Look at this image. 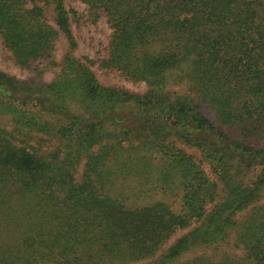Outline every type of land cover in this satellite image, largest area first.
Returning <instances> with one entry per match:
<instances>
[{"label":"trees","instance_id":"obj_1","mask_svg":"<svg viewBox=\"0 0 264 264\" xmlns=\"http://www.w3.org/2000/svg\"><path fill=\"white\" fill-rule=\"evenodd\" d=\"M80 1L96 17L103 13L113 30L104 66L149 90L142 95L105 86L91 65L71 56L50 83L0 70V114L14 121L12 131L0 129V264L126 261L148 250L128 239L131 221L156 216L161 235L191 220L201 224L150 264H173L193 249L227 241L233 228L245 257L202 256L186 264H264V208L241 224L233 220L264 194V148L231 139L190 97L167 90L170 79L186 81L222 124L264 135V0ZM49 6L53 26L46 19ZM64 34L74 48L65 0H0V36L17 66L53 58ZM158 41L168 46L150 53ZM37 134L57 138L61 150L30 148L26 139ZM170 137L201 149L217 182L184 157L163 159L156 182L169 184L179 175L183 214L119 209L106 195L116 184L106 168H152L154 161L140 150L162 151ZM84 160L78 181L74 173ZM134 227L142 231L143 224Z\"/></svg>","mask_w":264,"mask_h":264},{"label":"rangeland","instance_id":"obj_2","mask_svg":"<svg viewBox=\"0 0 264 264\" xmlns=\"http://www.w3.org/2000/svg\"><path fill=\"white\" fill-rule=\"evenodd\" d=\"M65 5L70 12L71 36L75 39V47L71 48L64 34L56 42L53 58L41 59L39 62L34 63L33 66L24 69L15 64L12 53L5 47L0 36V70L22 80L50 83L59 78L63 69L65 57L71 56L80 60L82 63L91 65V68L103 85L134 94H146L149 87L145 82L131 79L121 72H118L116 69L110 67L106 68L104 66V60L109 57L110 41L113 34V30L105 15L102 13L99 17H96L90 8L80 0H65ZM46 19L48 24L54 25L55 14L51 6L46 9ZM167 46L168 43L163 41L154 42L150 45L149 52L158 53L166 49ZM167 90L180 96L190 97L201 113L231 139L244 142L256 148H264L263 134L255 136H251V134L247 135L244 132L240 134L234 127L222 124L218 120L215 108L192 91L191 85L186 84V81H173L170 79ZM13 126V120L7 116L2 117V114H0V129L10 132L13 130ZM29 139L31 138H27L26 141H28L27 145L30 148L41 149L45 153H54L57 150H61L58 139L52 136L50 137L47 134L33 135L30 141ZM18 141L16 142L17 145L24 146ZM20 141L23 140L20 138ZM138 142L139 140H135L133 144L137 145ZM130 144L131 143L127 141L124 142L126 146ZM140 155L154 161L153 167L148 169L136 167L133 171L123 172L119 167L116 168L114 162L110 164V166L114 165V168H106L110 180L116 183L112 185L111 188L109 185L106 187V195L109 194L108 196L115 200V205H119V209L129 210L135 208L145 212H159L158 209H168L176 216L183 214L182 197L184 195V189L179 185L181 181L179 175H174L175 180L172 179V182L169 184H165L162 181L156 182V172L160 170L157 165H162L163 159L184 157L186 161L199 165L210 181L217 182L211 163L206 158V154L188 141L170 137L169 143L166 144V148L162 151H158V149H152L150 151L140 150ZM85 164L86 160L77 167L74 173L78 181L82 180L86 169ZM218 191L221 193V185ZM214 206L215 203L213 202L207 203L206 214H209ZM261 208H264V194L262 197L258 198L257 201L250 204L249 207L244 209V211L237 213V215L233 217V220L235 223L241 224L245 222L254 209L258 210ZM139 222L143 224L142 231L138 230L140 227H134V225ZM131 223L133 224V233L128 239L132 241L134 246L148 248V250L140 255L134 254L131 256V254L129 255L130 258L126 261L112 260L110 262H104L105 264H150L156 262L165 256L170 248L180 239L196 229L201 224V221L191 220L190 224L187 226H176L164 235H161L158 216H156L154 220L148 218L147 221L139 220L134 222L131 221ZM152 231H156L157 237L151 236ZM237 235V230L233 228L229 232L227 241L215 242L208 248L193 249L173 264H186L202 256L211 257L214 261L221 260V258L226 255L232 258L237 257V259L243 258L246 256V250L241 244H237ZM144 236L146 240L145 243L138 239ZM152 239H155L157 243L155 242L156 244H154V241H151Z\"/></svg>","mask_w":264,"mask_h":264}]
</instances>
